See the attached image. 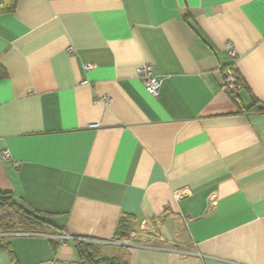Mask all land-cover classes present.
<instances>
[{
  "label": "crops",
  "instance_id": "obj_1",
  "mask_svg": "<svg viewBox=\"0 0 264 264\" xmlns=\"http://www.w3.org/2000/svg\"><path fill=\"white\" fill-rule=\"evenodd\" d=\"M0 65V191L59 228L0 232V264H88L77 237L129 264H264V112L247 109L264 102V0H18Z\"/></svg>",
  "mask_w": 264,
  "mask_h": 264
},
{
  "label": "trees",
  "instance_id": "obj_2",
  "mask_svg": "<svg viewBox=\"0 0 264 264\" xmlns=\"http://www.w3.org/2000/svg\"><path fill=\"white\" fill-rule=\"evenodd\" d=\"M18 0H2L0 2V12L14 11ZM232 65L227 63L223 65L222 70L226 66ZM234 68V65H232ZM235 73H237L234 68ZM238 75V83L244 86L242 77ZM6 76L5 69L0 65V79ZM237 93L231 94L236 97ZM248 110H257L264 112V102L258 99L253 100ZM0 208L6 211L0 214V232L12 233H44L46 230H52L55 233L59 228L52 222L47 220L40 212L26 206L23 202L15 201L8 193L0 191ZM14 216V217H12ZM131 229V219L129 217H121L116 225L114 238L125 240ZM74 247L79 258L88 264H129L122 255L107 256L103 255L99 248L93 242L86 239H74ZM11 253V250H9Z\"/></svg>",
  "mask_w": 264,
  "mask_h": 264
},
{
  "label": "built area",
  "instance_id": "obj_3",
  "mask_svg": "<svg viewBox=\"0 0 264 264\" xmlns=\"http://www.w3.org/2000/svg\"><path fill=\"white\" fill-rule=\"evenodd\" d=\"M226 47H227V54L230 58L229 63L234 65V61L237 57V53L233 49L231 43H227ZM68 51L69 52L72 51V48L69 47ZM232 65L226 66L222 70V89L229 92L230 94L237 93L239 91V89L242 87V84L238 83V75H237V73H235ZM92 66H93L92 64L86 63L83 65V69L88 70ZM137 75L141 79L143 86H144L145 90L147 91V93H149L150 95H153V96L158 93L160 85H161V81L158 78V76L154 73L152 65L144 64V65L138 67L137 68ZM103 99L107 100V97L104 96ZM1 154H2L4 159L10 158V154H9L8 150H3ZM180 194L181 193H175V197L178 198L180 196ZM157 236H158V238L161 239L160 233H157ZM57 238L60 241H64V240L71 239L72 237L65 235V234H61V235H57ZM77 239H79V238L77 237ZM105 242L108 244H115V245H120L123 243L121 240H118V239H114L111 241H105Z\"/></svg>",
  "mask_w": 264,
  "mask_h": 264
},
{
  "label": "rangeland",
  "instance_id": "obj_4",
  "mask_svg": "<svg viewBox=\"0 0 264 264\" xmlns=\"http://www.w3.org/2000/svg\"><path fill=\"white\" fill-rule=\"evenodd\" d=\"M5 213H6V211H5ZM5 213H3V214H5ZM12 217H14V216H12Z\"/></svg>",
  "mask_w": 264,
  "mask_h": 264
}]
</instances>
